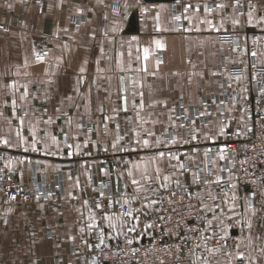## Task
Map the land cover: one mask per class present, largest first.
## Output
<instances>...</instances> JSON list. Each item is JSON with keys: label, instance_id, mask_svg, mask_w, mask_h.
I'll use <instances>...</instances> for the list:
<instances>
[{"label": "crops", "instance_id": "crops-1", "mask_svg": "<svg viewBox=\"0 0 264 264\" xmlns=\"http://www.w3.org/2000/svg\"><path fill=\"white\" fill-rule=\"evenodd\" d=\"M217 3L226 7L217 9ZM187 5L192 7L185 10ZM205 5L212 8L211 13ZM222 32L235 39L219 40ZM157 40L164 45L162 49L156 47ZM146 47L148 71L155 72L154 76L137 71L144 63ZM37 52H47L42 62H36ZM157 60L162 61L158 68ZM250 64L264 66V0H240L239 7L235 0H0V160L12 176L18 173L26 191L47 196L9 202L0 195V264H99L93 254L101 230L107 243L146 237L143 212L134 213L140 216L134 232L109 228L102 215L121 212L115 201L125 190L128 195L135 191L127 173L132 171L140 179L147 165L151 174L156 165L148 161L159 151L179 155L188 166L180 174L171 166L177 161L166 157L158 162L162 175L175 172L173 179L189 180L204 204L219 205L216 215L222 224L204 211L207 236L215 233L207 247L223 245L210 257L211 264H229L230 260L231 264H264L260 251L264 248V199L251 201L237 182H203L226 176L228 148L226 160L219 159L220 149L233 142L241 152V138L252 128L244 100L257 102L264 97V77L259 84L257 73L249 67L242 76L228 69ZM25 86L28 96L22 99ZM124 96L127 111L121 110ZM200 112L211 115L199 116ZM183 113L191 114L196 124H184ZM222 123L225 134L218 135ZM193 128L195 141L169 143L172 137L190 140ZM157 138L163 141L160 146L155 144ZM34 139L37 151L31 150ZM144 139L149 140V147L142 144ZM195 172H199V184L193 182ZM174 185L170 182V187ZM208 193L217 197L215 202ZM144 195L156 199V194L141 193V199L132 204L134 209L145 203ZM95 203L102 208L97 209ZM233 204L234 211L230 210ZM89 211L96 216L93 230L87 227ZM208 220L213 221L211 228ZM222 228L226 229L223 241ZM237 251L245 258L226 255ZM196 256L207 257L203 244L194 260Z\"/></svg>", "mask_w": 264, "mask_h": 264}, {"label": "built area", "instance_id": "built-area-1", "mask_svg": "<svg viewBox=\"0 0 264 264\" xmlns=\"http://www.w3.org/2000/svg\"><path fill=\"white\" fill-rule=\"evenodd\" d=\"M38 9L41 10L40 4ZM218 39L231 42L235 36L222 32L218 34ZM247 67L257 73L260 84L264 77V66L250 64L231 66L228 69L230 74L242 76ZM244 108L250 114L252 128L241 138L243 141L241 152H238L233 142L227 145L229 164L222 181L225 185L229 182L241 184L251 201H254L259 198L264 199V97L257 102L245 99ZM192 120L191 114H182L184 124H189ZM180 181L182 187L178 188L174 185L168 191L158 189L156 199L161 200L162 203L156 205L146 215L148 224L153 225L149 228L146 238L140 241L131 240V244L127 243L130 240L128 238H122L114 243L104 242L100 247H95L93 256L97 262L99 264H193L194 257L189 250H196L197 244L202 245L201 234L206 235L204 211L197 212L202 205L198 202L197 193L191 191L190 181ZM171 192H176L177 195L172 197ZM186 192L193 194L191 199ZM252 193L256 195L253 197ZM0 195L9 202H28L35 197L47 198L41 192L26 191L22 187L18 173L17 176H12L11 170L1 160ZM13 196L15 199H12ZM189 204L192 205L191 211ZM119 209L127 211L128 206ZM190 227L199 231H190Z\"/></svg>", "mask_w": 264, "mask_h": 264}, {"label": "snow or ice", "instance_id": "snow-or-ice-1", "mask_svg": "<svg viewBox=\"0 0 264 264\" xmlns=\"http://www.w3.org/2000/svg\"><path fill=\"white\" fill-rule=\"evenodd\" d=\"M235 5L237 7H239L240 6V0H235ZM188 7H192V5H187L185 10H187ZM225 7H226V5L223 4V3H217L216 4V8L217 9H224ZM249 8L250 9H254V6L250 2H249ZM196 10L199 11L198 8ZM78 11H80V10L78 9ZM205 11L211 13L212 12V8L208 7L207 5H205ZM248 18H249V23H250L251 19H252V11L248 12ZM175 19L177 21H179L181 19V17L180 16H175ZM208 23H211V22L209 21ZM233 23L234 24H238L239 21L238 20H233ZM155 44H156V47L158 49H162L164 47V45L159 40L155 41ZM129 55H131V54L129 53ZM149 55H150L149 48H147V47L144 48L143 49V57H142L144 63H143L141 68L137 69V71H142V72H144L146 74L154 76L156 74L155 72L149 73V71H148L147 61L149 59ZM252 55H256V53H252ZM46 56H47V52H44L43 54L37 52L36 55H35V60H36V62H42L45 59ZM140 59H141V57L138 56L137 60H140ZM27 63H28L27 60H25V66H27ZM160 63H162V61L157 60V62H156L157 68H158ZM121 70H123V69H121ZM85 71H86V69L84 67L80 68V72L81 73H84ZM214 75H215V73H214ZM237 79H239V77H237ZM123 83H124L123 78H121V84H123ZM10 87L14 88L15 84L10 85ZM229 87H230V85H229ZM122 91H123V89H122ZM135 94L136 93H133V95H135ZM139 95L141 96V98L143 97V93H139ZM27 96H28V92H27V87L25 86V92H24V96L22 97V99L26 98ZM122 99H123V102H124V106L122 107L121 110L127 111V103H128L127 96L122 97ZM162 103H164L165 107L167 106L166 102H162ZM221 103H223V101H221ZM13 104H15V101H13ZM139 107L141 109H143L144 104H143L142 101H141ZM205 115L210 116L211 113H208V112H200L199 113V116H205ZM221 115H223V113H221ZM170 119H171V117H170ZM48 122L50 123L51 121L49 120ZM21 123H23V121H21ZM69 123H70V121H69ZM191 123L193 125H195L196 121L192 120ZM172 127H176V125L173 124ZM179 127L183 128V127H185V125L181 124V125H179ZM225 127L226 126L222 123L220 128H219L218 135H224L225 134ZM250 130L251 129H249V131ZM146 134L149 135V136H153L154 135V133H152V132H148ZM239 134H240L239 132L236 133V135H239ZM33 137H35V133L34 132H33ZM197 138L198 137H197V134H196V129L193 128L190 140H178L177 138L172 137V138H170L169 143L173 144V145L178 144V143H190L191 141H195ZM206 138L207 139H212V137H210V136H206ZM119 140H120V137L117 136V143L119 142ZM52 141H53V143H57L56 138L54 136L52 137ZM137 142L140 143V141H137ZM4 143L7 144L8 142L5 140ZM162 143H163V141H161L159 138H157L155 140L156 146H160ZM142 144L145 147H149L150 142H149L148 139H144L142 141ZM85 146H87V143L85 144ZM116 146H117L116 143H114L112 145V147L114 149L116 148ZM68 147L71 148L72 145H68ZM76 147L79 148V145H77ZM31 150L32 151H37L35 139H34V142L32 144ZM25 151H28V149L25 148ZM226 152H227V146H224V147H222L220 149V152H219V159L220 160H226L227 159ZM185 155H187V154L185 153ZM204 156L207 159L208 158V152H205ZM166 157H167L169 162H171L172 160L177 161L176 165H171V166L177 172H179L180 174H183V173L188 171V166L185 163L180 162V156L179 155L172 154L170 152L169 153H165L164 151L157 152L155 154V156L150 161H148L149 165H152V164L156 165L154 167V169H153L151 174L148 172L147 165H145L143 171L141 172L140 179H136L134 177V175H133V172L129 171L127 173V175L129 177H132L131 184L134 186V189H135L134 194L133 195H128L127 191L125 190V193L122 195L121 199L115 201L116 204L120 205L121 209H123L124 206L127 205L128 206L127 211H121L118 215L117 214L110 215V214H107V213H104L102 215V220L108 222V227L109 228L117 229L118 226H119L118 230L120 232H123L124 229H126L127 232L136 231V228H137L138 223L140 221V216L136 215L134 213L143 212L145 215H147L148 214V211H147L148 209H150L153 206H156V205L162 203L161 200L152 199L149 195H144L142 197V199L145 201V203H142L140 208L134 209L132 207V204L135 203V202H138L141 199V193H151V194L155 195V194H158V189H163L165 191H168L169 188H170V182L174 183L178 188L182 187L181 181L178 178L177 179H173V177L175 176V172L172 175H162V169L159 167L158 162L159 161H163ZM189 159H193L194 160V157H189ZM210 162L211 163H215V161H210ZM134 167L139 168L140 166L139 165H135ZM220 171H224V169H220ZM192 177H193V182L194 183L199 184L201 182L200 181L199 172L192 173ZM222 180H223V178L221 176L217 175L214 181L205 180L203 182L205 184H211V183L220 184V183H222ZM78 184H79V181H77V185ZM230 186L233 187V188L235 187L234 184H232ZM186 194L188 195L189 199H191L193 194L192 193H187V192H186ZM170 195L172 197H175L177 194H176V192H171ZM255 195H256L255 193H252L253 197ZM101 196H103V192H101ZM208 198L211 199L213 202H215V200L217 199V197L212 196L211 193H208ZM12 199H15V196H13ZM236 199H237L236 195L233 194L231 196V200L235 201ZM198 202L202 205V208L197 210L198 213L202 212V211L211 212L213 214V219L214 220H216L220 224L223 223L221 217L216 215V209L219 208V205H216V207H213L212 205L204 204L203 199H198ZM84 204H85V206H87L88 202L85 201ZM112 206H113V202H109V207H112ZM95 207L97 209H100V208H102V205L100 203H95ZM234 207H235V205L233 204L232 209H230V210L234 211ZM248 208L251 210L252 215L256 214V210L252 206L251 203L248 204ZM191 209H192V205L189 204V210L191 211ZM88 218L91 221L87 225L88 229L89 230L95 229L97 227V225H96V216H95V214L92 211H89V217ZM228 218L231 219L232 217H228ZM161 219H164V218L161 217ZM201 219H203V217H201ZM178 223H180V222H178ZM246 223H247V226L249 228L252 227L250 220L246 221ZM207 225H208V228H211L212 225H213V221L212 220H208L207 221ZM145 227L146 228H152L153 225L151 223H149ZM189 230L190 231H199V229H195V228H191V227L189 228ZM221 230L225 232V235L220 237V240L223 241L226 238V229L222 228ZM80 231L83 232L84 228H81ZM205 231H207V229H205ZM214 238H215V233L214 232H213L212 236L203 235V233L201 234L200 239L203 242V247H204L205 251L207 252V257L196 256L195 260L193 261V264H196L197 261H201L202 264H211L210 257H214L218 252L221 251V248L223 247V245H220L219 247H207L208 242L210 240H213ZM249 240H250V238H249ZM127 243L131 244L132 241L128 240ZM103 244H104V232H103V230H101V233H100V244L97 245L96 247H100V245H103ZM200 247H201V244H197L196 245V248H200ZM236 247L238 249L239 248V244H237ZM189 251L192 253L193 256H195V250L194 249H190ZM260 251L262 253H264V248H261ZM226 255L232 257V259H237V260H242V259L245 258L244 253L240 252V251H237L234 256H233L232 253H226ZM93 264H95V261H93ZM229 264H231V260L229 261ZM252 264H255V262L253 261Z\"/></svg>", "mask_w": 264, "mask_h": 264}, {"label": "rangeland", "instance_id": "rangeland-1", "mask_svg": "<svg viewBox=\"0 0 264 264\" xmlns=\"http://www.w3.org/2000/svg\"><path fill=\"white\" fill-rule=\"evenodd\" d=\"M245 190H246V189H245ZM191 191H192V190H191ZM192 192H193V193H197L196 190H193ZM198 197H199V196H198ZM199 199H200V198H199ZM204 220H205V213H204ZM147 224H148V222H147ZM205 227H206V221H205ZM148 233H149V228H148ZM206 235H207V232H206ZM147 236H148V235H147ZM147 236H146V237H147ZM146 237H144V238H146ZM144 238H142V239H144ZM142 239H140V240H142ZM140 240H137V241H140ZM229 242H230V241H229ZM225 245H227L228 247H231V245H230L229 243H227V244H225ZM196 250H197V249H196ZM196 250H195V251H196ZM193 257H194V256H193Z\"/></svg>", "mask_w": 264, "mask_h": 264}, {"label": "water", "instance_id": "water-1", "mask_svg": "<svg viewBox=\"0 0 264 264\" xmlns=\"http://www.w3.org/2000/svg\"><path fill=\"white\" fill-rule=\"evenodd\" d=\"M145 1H149V2H172L174 0H145Z\"/></svg>", "mask_w": 264, "mask_h": 264}]
</instances>
